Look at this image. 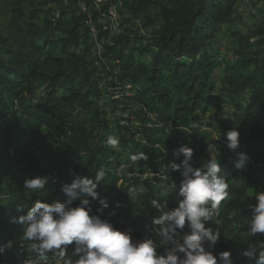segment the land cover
Instances as JSON below:
<instances>
[{"label": "trees", "instance_id": "16d2710c", "mask_svg": "<svg viewBox=\"0 0 264 264\" xmlns=\"http://www.w3.org/2000/svg\"><path fill=\"white\" fill-rule=\"evenodd\" d=\"M68 1L65 6L62 0H45L28 22L19 8L9 24L10 33L0 34V246L13 242L0 254V264H23L35 259L36 254L29 251L31 242L23 240L26 225L13 220L26 215L37 200L70 201L76 207L88 199L90 215H99L121 231L130 230L134 243L152 238L163 244V237L156 235L152 224L161 213L151 201L166 203L165 211L178 206L184 169L173 171L170 164H181L184 156L173 155L175 150L184 145L192 148L190 164L194 168L204 167L211 159L203 126L209 127L205 118L212 106L221 110L230 105L235 109L227 118L217 119L221 131L240 133V147L214 155L229 184V196L221 203L220 215L206 227L222 232L238 220L243 226L244 219L251 216L250 206L257 203L255 192L264 191V26L253 34L234 32L238 41L231 49L234 59L231 56L233 61L226 66L225 78L218 82L213 75L220 62L212 55L211 41L235 22L236 0H125L132 19H150L156 10L154 18L160 26L146 46L138 48V55L119 68L115 65L116 73L100 67L102 74L113 76L115 88H134V97L128 100L137 106L135 115L140 121L130 136L141 139L132 138L115 150L101 138L106 121L101 119L100 109L106 111L109 99L107 92L99 88L98 62L91 53L90 29L85 24L92 20V14L77 6L79 0L77 4ZM92 2L95 22L101 27L103 7L108 4L111 9L115 4L109 6L108 0H89L85 4ZM46 3L47 10L43 9ZM77 7L81 14L75 16L72 10ZM123 34L113 39L122 40ZM105 50L109 58L115 51L106 44ZM112 107L116 108L117 102ZM127 107L130 111L132 106ZM131 116L120 114L113 136L119 138L121 131L117 129ZM238 152L248 157L241 169L236 168ZM140 153H145L147 159H130ZM128 155L127 170L135 164L138 178L135 172L130 178L125 174L119 177L125 165L122 160ZM100 168L105 178L98 183L99 199L84 193L71 199L62 192V187L77 177L95 180ZM146 170L155 171L153 179ZM37 177L48 178L43 189L24 187L25 180ZM154 181L161 183L156 189L139 191V185ZM101 199H106L109 207L103 208ZM182 231H189L187 225ZM243 232L248 236L240 245L213 247L211 252L218 257V264L221 252L229 251L232 256L258 240L264 241L262 233L251 236L248 226ZM68 248L72 251L74 244ZM158 253L164 254V248L160 246ZM233 264L256 261L242 254L233 259Z\"/></svg>", "mask_w": 264, "mask_h": 264}, {"label": "clouds", "instance_id": "9594fccd", "mask_svg": "<svg viewBox=\"0 0 264 264\" xmlns=\"http://www.w3.org/2000/svg\"><path fill=\"white\" fill-rule=\"evenodd\" d=\"M226 140L230 150L236 151L240 147L237 130L228 131ZM106 143L116 149L119 138L109 135ZM173 155L184 156L181 164H170L173 171L184 169L178 206L165 211L166 203L156 199L151 201L152 207L161 213L152 219L153 231L163 237L164 243L172 244L164 254L158 253L160 245L152 238L134 243L130 230L121 231L99 215H90L92 207L88 199L76 207H72L70 201L45 203L37 200L26 215L13 220L26 225L23 240L31 242L29 251L36 254L35 259L28 260L26 264H218V257L205 245L207 243L209 248H213L221 237V231L206 227V223L219 214L221 203L229 196V184L215 156L211 155L204 167L194 168L190 164L192 148L181 146ZM237 155L236 168L241 169L248 157L243 152ZM130 159L136 162L147 159V156L140 153ZM104 178L105 171L100 168L96 171L95 180L77 177L72 184H65L62 192L71 199H76L81 193L99 199L97 187ZM47 183V177H37L25 180L24 187L39 191ZM254 195L257 203L250 206L251 216L247 219L251 236L264 234V191H256ZM99 202L103 208L109 207L106 199ZM186 225L189 231L183 232ZM73 244L74 248L69 253L68 247ZM12 246V241L0 246V254ZM242 254L255 259L256 264H264V241L249 245ZM219 264H233L229 251L219 254Z\"/></svg>", "mask_w": 264, "mask_h": 264}, {"label": "rangeland", "instance_id": "374dc122", "mask_svg": "<svg viewBox=\"0 0 264 264\" xmlns=\"http://www.w3.org/2000/svg\"><path fill=\"white\" fill-rule=\"evenodd\" d=\"M44 1L45 0H0V34L6 36L10 33L9 24L11 22V19H13V15H14L13 13L16 10H18L19 8L23 9L24 13L26 14L25 22H28L29 16L32 14V12L41 9V5L44 3ZM236 1L237 2L235 5V14H236L235 22H233L231 26H225L222 32L218 34L211 41L212 55L216 56L217 60L220 62V65L216 68L215 73L213 75V79L218 82L222 81L225 78L224 73L226 66L229 62L233 61L231 60V56L234 59V55L231 49H233L238 44L234 32H239L243 34H253L254 32H256V30L264 26V0H236ZM48 2H50V0H48ZM70 2L77 4L76 0H70ZM108 2H109V6L111 5V3L122 4V5L120 4L118 5L119 7H121L120 14L118 13L119 10L118 12L115 11L114 13L113 10H107L109 15L111 14L110 12H112L113 16L117 15L115 16V18L118 17L119 20L120 18L126 15L125 0H108ZM74 4L73 6L75 7L76 5ZM43 9L45 10L48 9L47 3ZM103 11H105V7H103ZM72 13H74L75 16L81 14V13L79 14L78 12V7L76 9H73ZM155 14H156V10H153L150 19L147 20L145 19V17L140 16L139 17L140 20L139 18L136 19V21H139V24L133 23L130 26V22H129L128 24L130 26L131 33L129 36H124L125 38L122 40L121 38H119L118 40L112 38L113 31H115V27L117 24L116 22H113L110 18H107L108 28L106 27V23H101V27L103 30L102 32L103 38L104 36H106V38L104 39L106 47L108 46L109 49H115L113 55L111 56L113 60H111V64L109 63V66L111 67L112 65L122 66V63L124 62L126 63L131 56H134V54L138 55L139 53L138 48L146 46L149 39L152 38V34L160 26L159 21L154 18ZM42 17L43 15H41V21H42ZM124 34L127 35V31L124 32ZM108 36L112 39H110ZM145 59L150 61L151 57L146 56ZM110 73L111 72L109 71V74ZM110 77L111 79H109ZM112 77L113 76H111V74L109 77L106 75V78H108L109 80H112ZM126 88L127 87L125 88L123 87V89L115 88L117 92H115L114 90L105 91L107 92V96H108L107 98L109 99L108 104L105 101H102V103L107 104L106 107H104L106 111L100 109L101 119H103L104 122L106 121L105 124L106 128L101 133L102 140L103 141L105 140L104 144H106V139L109 135L113 136L114 130L110 129V126H113L115 129L119 124V122L121 121V120H117L118 118H120V114L122 113L120 108L124 109L125 111H128L127 106L131 105L132 107L130 111H134V105L131 104V101L128 100L131 91H129ZM135 88L138 89L139 85H136ZM218 90L219 88L217 87V91H215V93H217ZM114 102H117L116 108L112 107V105H114ZM234 110L235 109L230 105L225 106L221 110H219L215 106H212L210 108L209 113L205 118V122L207 123V125L209 123V127L207 128L206 124L203 126V130L207 131L206 134L208 136L207 138L209 139L210 147H211L209 148V153H208L209 157H211V155L214 156L216 153L223 154L225 149L228 148L226 133L220 130V123L217 118H221V117L227 118L228 115L230 116L231 114L234 113ZM125 115H132V116L130 118L127 117L128 118L127 123L122 122L121 126L117 129L119 130V132L120 131L124 132L123 135L119 136L120 147H122L126 143V141L130 142V140L133 138V136L130 138L128 136L131 134V130H133V128L136 126L137 121L139 120L138 116L134 114H125ZM110 120L111 122H109ZM122 126L126 128L123 129ZM128 165L130 166L128 162H125V168H124L125 170L128 169ZM122 174L131 176V172H122ZM53 176H55V173H53ZM159 184L161 183L158 181H154V182H149V184L148 185L146 184V186L139 185L138 188L139 191L143 190L144 192L149 193L150 191L156 189ZM233 217H235L234 214ZM244 220L246 222L244 223L243 226H241L242 223L240 222V220H238L236 221V223H233L231 227H229L227 230L222 231L221 237L215 245L227 246L228 244H232V243L235 245H240L241 241L248 236L247 233L243 232V227L247 226V219ZM160 246L164 248V253H165L167 249H170L172 247V244L169 242V243L160 244ZM205 247L209 251L214 250L213 248H209L207 243ZM68 251L69 253L72 252L69 248ZM239 255L242 256V249H240L238 252L235 251L233 253V255L231 256L232 261L233 259H235V257ZM29 260H34V259H29ZM23 264H26V262Z\"/></svg>", "mask_w": 264, "mask_h": 264}, {"label": "built area", "instance_id": "2783aa9c", "mask_svg": "<svg viewBox=\"0 0 264 264\" xmlns=\"http://www.w3.org/2000/svg\"><path fill=\"white\" fill-rule=\"evenodd\" d=\"M85 9H87L90 14H92V26H91V37H90V42H91V53H95L98 51H105V49H101V39H103V35H102V27H99L96 23H95V6H93V2L92 4H84ZM110 10V7H108V4H105V11ZM105 11H104V18H105ZM106 19V27H107V18ZM109 22V21H108ZM129 22H122V30H126L127 31V36L130 35L131 33V22H130V26L128 24ZM130 29V30H129ZM114 35H118V34H114ZM111 60H113V58L111 57ZM111 60H98V68H99V77H98V82H99V88L102 91H106V90H114L115 92H117L115 90V87L113 86V81L109 80L108 78H106V76H103V74L100 71V63H105V62H111ZM119 68V66H118ZM145 106V105H144ZM135 108H137V106H134V111H127L128 113H121V114H134L135 115ZM157 116V115H156ZM111 122V120L109 121ZM138 123H140V121H137ZM110 129L115 130L113 126H110ZM124 132H120L121 135H123ZM129 138L132 136H128ZM134 139H141V136H133ZM121 148L120 146H118L116 149ZM115 149V150H116ZM178 150V149H177ZM129 155L128 158L125 160H122L123 163L125 162H130L129 159ZM122 172H135V178H138V169L137 166L135 164H132V170H121V174H119V177H122ZM145 172H149V178L153 179V170H146ZM171 178V177H170ZM220 215V211L219 214L214 216L215 218H217ZM169 250V249H167Z\"/></svg>", "mask_w": 264, "mask_h": 264}, {"label": "bare ground", "instance_id": "6f19581e", "mask_svg": "<svg viewBox=\"0 0 264 264\" xmlns=\"http://www.w3.org/2000/svg\"><path fill=\"white\" fill-rule=\"evenodd\" d=\"M63 1V3L65 4V6H67V5H69V1L68 0H62ZM85 1H89V0H79V2H78V4H77V6L78 5H80V7H81V9L82 10H84V11H88L87 9H85V6H84V4H85ZM120 4V3H119ZM119 4H115L110 10H113V13L115 12V11H117L118 12V10H119V14H120V8L121 7H119L118 5ZM120 5H122V4H120ZM55 8V7H54ZM111 14L109 15V13L108 12H106L105 13V18H110L113 22H116L117 24H116V27H115V31H113V36H112V38H114V37H116V36H119L120 34H123L124 32H126V30H122V22H124V21H131V23L133 24V23H136V24H139V21H136V19H132V17H131V15H130V13H129V11L127 10V8H126V15L124 16V17H122V18H120V20L118 19V17H116L115 18V16H117V15H115V16H113V13L112 12H110ZM59 15V14H58ZM104 15V14H103ZM100 16V18H99V24L101 25V23H106V19L104 18V16ZM92 16V15H91ZM120 16V15H119ZM127 19V20H126ZM139 20H140V18H139ZM96 23V22H95ZM85 24L87 25V27L90 29V37H91V26H92V20H86L85 21ZM108 28V27H107ZM113 29V28H112ZM105 30V29H104ZM102 32H103V30H102ZM111 32V31H110ZM114 34H118V35H114ZM124 36L126 35V34H123ZM153 35V34H152ZM142 36V35H141ZM109 37V36H108ZM106 38V36H104V38L103 39H101V49H105V42H104V39ZM110 38V37H109ZM112 38H110V39H112ZM147 43V42H146ZM93 55H95V58H96V60H97V62H98V60H111V58H109V57H106V50L105 51H98V52H95V53H93ZM92 55V56H93ZM109 63L111 64V62H105V63H100V67H102V66H105L104 68H108V69H114L115 71H114V73H116V68H115V65H112V67L111 66H109ZM97 67H98V63H97ZM107 69V70H108ZM104 71V70H103ZM107 72V71H106ZM109 72V71H108ZM106 74H103V76H105ZM99 83V82H98ZM126 89H128L129 91H131V94H130V96H129V98H132V97H134V92L132 91L133 89H132V87L131 86H127V88ZM106 93V92H105ZM101 101H103V100H101ZM102 105V104H101ZM102 107V106H101ZM139 107H143V104L142 105H139ZM224 113V112H223ZM224 116V115H223ZM153 118V117H152ZM224 118V117H223ZM153 122V121H152ZM158 126H160V125H158ZM123 158V157H122ZM123 169L125 168V165H123V167H122ZM122 168L120 169V171L122 170ZM125 170V169H124ZM126 175V174H125ZM127 178H130L131 176L130 175H127L126 176ZM124 185V184H123Z\"/></svg>", "mask_w": 264, "mask_h": 264}]
</instances>
